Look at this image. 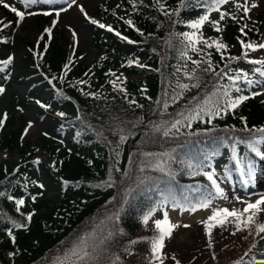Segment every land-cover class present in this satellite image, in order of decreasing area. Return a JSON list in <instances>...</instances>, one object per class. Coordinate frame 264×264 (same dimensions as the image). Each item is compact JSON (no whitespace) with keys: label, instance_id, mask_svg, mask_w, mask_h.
Segmentation results:
<instances>
[{"label":"trees","instance_id":"trees-1","mask_svg":"<svg viewBox=\"0 0 264 264\" xmlns=\"http://www.w3.org/2000/svg\"><path fill=\"white\" fill-rule=\"evenodd\" d=\"M246 1L105 0L96 23L112 33L94 34L90 65L75 39L41 29L15 74L7 51L22 16L0 4V96L11 79L27 85L0 115V151L18 157L0 163V264H117L119 249L161 210L205 208L221 184H256L264 99L248 93L264 62L248 61L258 37ZM233 41L239 52L225 49ZM38 78L47 100L32 90ZM23 106L55 114L56 129L71 126L70 148L27 139L16 114ZM40 150L50 159L44 177L60 191L53 204L36 178ZM227 151L216 175L215 158Z\"/></svg>","mask_w":264,"mask_h":264},{"label":"rangeland","instance_id":"rangeland-1","mask_svg":"<svg viewBox=\"0 0 264 264\" xmlns=\"http://www.w3.org/2000/svg\"><path fill=\"white\" fill-rule=\"evenodd\" d=\"M105 0H0L10 10L22 16V22L14 32L16 43L7 51L14 64L15 73L21 63L27 41L38 40L41 29L51 31L56 40L75 39L82 61L90 65L96 56L93 36L106 37L112 33L109 27L100 26L98 9ZM247 21L257 35V48L248 58L250 63L264 62V0H247L243 5ZM220 10H228V6ZM207 18H215L210 13ZM3 10H0V20ZM228 52H239L240 44L226 42ZM241 71H251L250 64H239ZM138 79V77H136ZM32 90L47 100L50 93L44 89L42 78H38ZM11 93L25 95L26 84H16L12 79L6 83L5 92L0 96V115L8 103ZM250 97L264 99V66L255 75ZM59 108L58 104H53ZM27 126L26 138L38 145L43 135L70 148L72 127L69 125L56 129L55 114L40 115L35 106L18 107ZM78 149L75 146L71 152ZM83 152V149L80 150ZM226 152L216 157L215 174L219 175L222 163L230 156ZM36 159L42 168L36 178L43 186V198L53 204L60 191L58 185L44 177L50 159L44 151H39ZM16 163V154L0 151V163ZM221 197L205 208L192 211L165 208L147 220L136 239L124 245L118 252L117 264H264V169L258 173L255 185L246 188L235 185L233 188L220 185ZM24 260H14L22 264ZM69 259H60L55 264H68Z\"/></svg>","mask_w":264,"mask_h":264},{"label":"water","instance_id":"water-1","mask_svg":"<svg viewBox=\"0 0 264 264\" xmlns=\"http://www.w3.org/2000/svg\"><path fill=\"white\" fill-rule=\"evenodd\" d=\"M13 73H15V70H13Z\"/></svg>","mask_w":264,"mask_h":264}]
</instances>
